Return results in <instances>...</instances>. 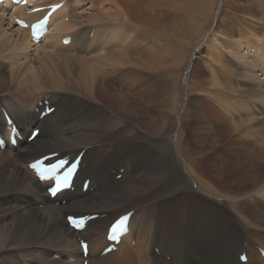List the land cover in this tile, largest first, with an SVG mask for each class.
<instances>
[{"label":"bare ground","instance_id":"6f19581e","mask_svg":"<svg viewBox=\"0 0 264 264\" xmlns=\"http://www.w3.org/2000/svg\"><path fill=\"white\" fill-rule=\"evenodd\" d=\"M256 1V9L264 7ZM30 2L65 5L36 45L14 18L32 23L45 12L0 5V134L9 136L7 110L23 137L16 148L7 140L0 149V264H83L85 236L90 264H243L246 252V264H264V44L256 41L253 57L241 48L260 28L254 12L237 8L240 0ZM229 2L243 12L244 25L218 32ZM193 39L201 42L194 52ZM190 47L184 57L193 59V77L205 73L198 61L204 50L209 56L202 57L212 59L204 60L212 88L201 82L207 101L197 109L196 84L179 78L175 53ZM45 101L56 110L41 119L36 111ZM199 123L211 128L193 149ZM33 128L41 132L29 143ZM82 150L77 189L50 199L49 185L28 165ZM122 169L117 181L113 171ZM61 198L66 204L56 205ZM49 202L50 209H40ZM129 208V234L101 256L109 226L124 215L116 213ZM64 211L105 219L80 233Z\"/></svg>","mask_w":264,"mask_h":264},{"label":"rangeland","instance_id":"374dc122","mask_svg":"<svg viewBox=\"0 0 264 264\" xmlns=\"http://www.w3.org/2000/svg\"><path fill=\"white\" fill-rule=\"evenodd\" d=\"M251 1V2H250ZM240 0V2H239V4L238 5H236V7L237 8H243V7H247V9L248 10H252L253 12H254V15L258 18V21L259 20H261L260 22V28L258 29V32H250V30H249V32L251 33V37H249V38H247V39H245V41L246 42H242V49L243 50H245L246 49V52H247V54H249V56L250 57H253V55L255 54V49H253V48H251L252 46H255L256 48H257V45L259 44V43H261V44H264V19L262 20V19H260V18H262V16H259L260 15V13L258 12V9L260 10V11H264V7H259L258 9H256L257 8V5H256V3H257V1L256 0ZM243 2V3H242ZM231 3H233V2H231ZM230 2L228 3V7H224V10H222V12H227L228 11V15L229 16H227V20H226V25H222L221 24V22L220 23H217V24H215L216 25V27L217 26H220L221 27V29L220 30H217L218 32H220L221 30H222V26H228V30L231 32V31H233V33H236L237 31H238V26L242 23L243 25H244V18H243V12H241V10L238 12L237 11V8L232 4V5H230L231 4ZM244 3H246L245 5H243ZM248 4V5H247ZM253 4V5H252ZM250 5V6H249ZM232 8H233V10H232ZM236 8V9H235ZM235 9V10H234ZM243 9H245V8H243ZM80 11V9H78V11L77 12H79ZM225 12V13H226ZM234 12V13H233ZM233 15H232V14ZM237 14V15H236ZM242 14V15H241ZM8 17H11V13H9V15H8ZM239 17V18H238ZM260 17V18H259ZM200 21V20H199ZM219 22V21H218ZM263 22V23H262ZM246 26V25H245ZM261 26H262V28H261ZM240 27V26H239ZM247 27H244L243 29H244V31H246V30H248V28L246 29ZM243 29H242V31H243ZM94 35H91V37H93ZM227 36V34H221V37L222 38H224V37H226ZM254 36H257V37H254ZM260 37V38H259ZM58 40H59V38H57ZM249 39V42H251V43H248L247 42V40ZM250 39H253V40H251L250 41ZM256 39V40H255ZM258 39H259V41H260V39L262 40V41H260L259 43L258 42H256V41H258ZM252 41H254V42H252ZM197 43V44H196ZM253 43V44H252ZM200 44H201V42H200V40H194L193 39V52L200 46ZM255 44V45H254ZM199 45V46H198ZM249 47H248V46ZM196 46V47H195ZM183 47H185L186 48V46L184 45ZM244 47V48H243ZM259 48H261V47H259ZM190 50V51H189ZM189 50L188 49H186V50H181L180 49V51L178 50L177 52H175V53H177V56H178V59H179V62H178V74H179V78L181 79V80H185L186 78H193V83L195 82V84H196V90L195 89H193V99H195L194 101H193V108H201V107H197V105L198 106H204L205 104H201V101H202V103H206V101H207V99H206V97L204 96V94L202 95L201 93H203L202 91H201V82H203V83H208L207 84V86H208V88H212V87H210V85L212 84V82H210V81H212V77H211V75H210V72H209V70H207L206 69V65H205V61L204 60H206L205 58H203V57H208L209 55H207L208 54V51L207 50H204L203 52H202V54L199 56V68L200 69H205V73H200V74H198V75H196L195 77H193V59H189L188 57H184V55H186V54H190V52H192V49H191V47L189 48ZM176 55V54H175ZM193 56V55H192ZM191 56V57H192ZM203 56V57H202ZM211 57V56H210ZM184 59V60H183ZM202 59V60H201ZM183 60V61H182ZM212 60V59H211ZM211 60H209V61H207L209 64H211ZM208 63H206V64H208ZM202 66V67H201ZM204 75V76H203ZM207 78H208V80H207ZM198 84H197V83ZM210 83V84H209ZM198 88V89H197ZM196 92V93H195ZM198 92H199V94H198ZM196 94V96H195V94ZM195 96V97H194ZM34 101H35V99H33ZM52 106V105H51ZM53 107H55V106H53ZM202 124V125H201ZM196 126V125H195ZM195 126H194V128H195ZM199 126V127H198ZM2 127H4V126H2ZM194 128H193V135L195 134L196 136H193L194 138H193V149H195L196 147H197V145H199V144H202V142H201V140H202V138H203V140L204 139H206V137H207V135H206V133L208 132L209 133V131L208 130H210V126H206V124H205V127H204V124L203 123H199L197 126H196V130H194ZM198 129V130H197ZM30 131H31V129H30ZM30 131H29V133H30ZM199 131V132H198ZM206 132V133H205ZM29 133H28V135H29ZM207 133V134H208ZM202 136V137H201ZM197 137V138H196ZM201 139V140H200ZM202 140V141H203ZM196 141V142H195ZM200 141V142H199ZM263 141L264 140H262L261 141V143H263ZM198 142H199V144H198ZM195 144V145H194ZM26 161L25 162H23V165L24 166H26ZM114 173L112 174V176L113 177H115V179L117 180V181H119L121 178H119V176L120 175H123V173H124V171H123V169L121 170V171H119V173H118V171L117 170H114L113 171ZM93 177V176H92ZM94 181V180H93ZM90 196L92 197V196H94V193H92V194H90ZM59 203H61V202H63V198H61L59 201H58ZM49 204V205H48ZM50 205H52L50 202L49 203H47V204H45V205H43V204H41V206H40V209H44V206H46L48 209H50L49 207H50ZM42 207V208H41ZM153 209V211H155L156 210V207H153L152 208ZM97 211V210H96ZM129 211H132V209L131 208H129V209H126V210H124V211H121V212H118V213H116V215H115V217H117V216H120L121 214H125V213H127V212H129ZM73 213H71V215H76V216H80V214H82V213H84V212H75V211H72ZM100 212H102V211H100ZM67 213H69V212H66V211H64L63 212V216L66 218V214ZM89 214V213H88ZM101 219H105V216L103 217V218H101ZM81 239H85V240H87L88 241V239H86V236L85 237H83V238H81ZM131 246L134 248L135 246H133L132 245V243H131ZM247 247V243H244V248H246ZM256 248H258V247H256ZM154 251H155V253H159V250L158 249H153ZM247 253V252H246ZM248 254V253H247ZM73 259H75L74 261L76 262V258H73ZM170 259H171V257H168L167 258V260L168 261H170ZM72 260V259H71ZM73 261V260H72Z\"/></svg>","mask_w":264,"mask_h":264},{"label":"snow or ice","instance_id":"6c2138e0","mask_svg":"<svg viewBox=\"0 0 264 264\" xmlns=\"http://www.w3.org/2000/svg\"><path fill=\"white\" fill-rule=\"evenodd\" d=\"M64 163H65L64 161H58V162H56L54 164H51V165L48 166V168L46 169V171H50V172H52L54 174L55 171L58 168L63 167ZM31 166L33 168L36 167L35 164H33ZM40 175H41V179H44L45 178L43 172ZM64 179H66V177ZM60 188H61V177H56V188L51 189V191H52L53 194H55ZM68 219H69V223H72L74 218L73 217H69ZM123 219H128V217H124ZM120 222H123V221H120Z\"/></svg>","mask_w":264,"mask_h":264}]
</instances>
